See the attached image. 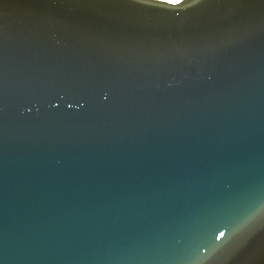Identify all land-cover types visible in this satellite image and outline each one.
<instances>
[{
  "label": "water",
  "instance_id": "95a60500",
  "mask_svg": "<svg viewBox=\"0 0 264 264\" xmlns=\"http://www.w3.org/2000/svg\"><path fill=\"white\" fill-rule=\"evenodd\" d=\"M260 10L8 0L0 264H252Z\"/></svg>",
  "mask_w": 264,
  "mask_h": 264
},
{
  "label": "snow or ice",
  "instance_id": "6c2138e0",
  "mask_svg": "<svg viewBox=\"0 0 264 264\" xmlns=\"http://www.w3.org/2000/svg\"><path fill=\"white\" fill-rule=\"evenodd\" d=\"M124 2L134 5H147L149 0H124ZM160 2L166 5H179L182 3V0H160ZM201 2H203V0H192L193 5ZM206 2L215 5L216 7L232 5L242 10L249 9L256 4H259L261 6V17L264 18V0H206ZM7 3L8 0H0V14H2V10ZM261 197L264 199V193H262ZM261 229H264V219L259 220V246H253L244 252L245 258L251 261L252 264H264V231H261ZM256 231L257 229L254 226L253 234H255ZM220 236H224V233L221 232Z\"/></svg>",
  "mask_w": 264,
  "mask_h": 264
}]
</instances>
